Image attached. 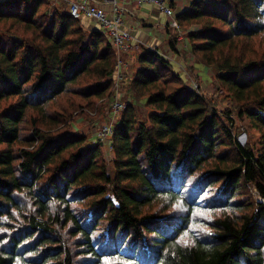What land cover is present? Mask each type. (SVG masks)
I'll use <instances>...</instances> for the list:
<instances>
[{"label":"trees","instance_id":"obj_1","mask_svg":"<svg viewBox=\"0 0 264 264\" xmlns=\"http://www.w3.org/2000/svg\"><path fill=\"white\" fill-rule=\"evenodd\" d=\"M189 5L176 23L258 154L142 48L126 91L150 113L127 105L106 162L70 130L113 99L116 50L67 6L0 2V264H264V0Z\"/></svg>","mask_w":264,"mask_h":264},{"label":"rangeland","instance_id":"obj_2","mask_svg":"<svg viewBox=\"0 0 264 264\" xmlns=\"http://www.w3.org/2000/svg\"><path fill=\"white\" fill-rule=\"evenodd\" d=\"M2 1L8 0H0V2ZM99 1L103 5H108L104 3L103 0ZM190 1L194 0H178L177 3L173 4V7L176 6L174 7V10L183 9ZM126 4L130 5L128 2L124 3L123 10ZM49 5V8L51 9L63 7L62 4L53 5L49 3ZM64 7L66 6L64 5ZM83 22L84 21H82V23ZM88 23L91 22L88 21ZM183 26L186 27L178 26V31L175 29H172L173 31L167 29L164 33H162V35L160 34V37L163 38L160 43L164 44V47H159V49L157 50H153L150 49V47L146 48L145 46L139 45L137 46L136 50H133L132 48L131 50H128L126 52L116 53L118 61H120L121 63H128V68H124V70L128 69V74L123 73L122 71V74L119 76V78L116 79L114 83L113 99L110 102H105V104L100 106L97 115L96 111H86L85 114L88 115L85 116L86 120H84V117L82 116L77 117L75 119V122L71 123L72 126L70 131L78 134L84 133L86 142L91 144L92 146H95L97 141L95 140L94 133L96 131H99L100 128L104 125H114V123L118 121L120 115L125 111L127 105H129L130 103L134 105V110L136 111V115L139 120H146L148 114L150 113V109L148 107H145V101H132L133 99L129 98V95L126 91L132 74L135 71V59L140 53L141 49L144 48L157 52L161 57L166 60L169 59L167 61L171 63L173 67V72L180 76L181 82L178 84L181 86L188 87L191 91H194L196 93H205L207 95L206 98L208 101L211 102V105L216 110L225 114L223 120L225 119L226 126L228 130L231 131V134L233 135L236 142H238L242 146L248 147L249 149L253 150L256 154H258L260 149V134L254 131L253 129L249 128L247 120L245 118H239V110L237 108V105L232 101V98L218 86V83L215 78V72L212 71V69L205 70L203 65L198 64L197 56L191 53L188 41L186 39V35L189 31L194 30L196 26L190 23H185ZM88 29H92V27L89 25ZM173 42L174 46L172 48L170 43ZM193 65L197 66L198 69H196ZM117 104L125 106L124 110L116 112L114 110V106ZM228 116H230V119H232L231 121H233V123L226 120ZM104 144L105 145L103 146L101 151L104 155L105 161L108 162L112 158V154L107 147V143ZM197 217L201 219L211 218V213L206 211L200 212ZM200 228H203V225H193L191 231L195 233Z\"/></svg>","mask_w":264,"mask_h":264},{"label":"built area","instance_id":"obj_3","mask_svg":"<svg viewBox=\"0 0 264 264\" xmlns=\"http://www.w3.org/2000/svg\"><path fill=\"white\" fill-rule=\"evenodd\" d=\"M47 2L56 5L62 4L67 6L69 15L74 20H88L95 23L99 30L108 38L110 44L116 50V53L126 52L130 49L132 37L129 31V26L124 21L123 4L128 2L133 8L138 9L142 6H152L165 18L169 20L167 27L169 29L179 30L176 23V14L186 11L189 8V2L183 8L175 12L172 4L178 0H103L108 4L110 9L105 10L90 4L89 0H46ZM177 30V31H178ZM166 60V59H165ZM169 60V59H167ZM122 74L121 62L118 61L115 73V81ZM125 106L117 104L114 106L116 112L123 111ZM113 126L104 125L99 131L94 133L95 140L99 143H107L110 150L109 138L112 135Z\"/></svg>","mask_w":264,"mask_h":264},{"label":"crops","instance_id":"obj_4","mask_svg":"<svg viewBox=\"0 0 264 264\" xmlns=\"http://www.w3.org/2000/svg\"><path fill=\"white\" fill-rule=\"evenodd\" d=\"M89 3L96 5L99 8L109 10V6L101 4L99 0H89ZM175 12L177 13L179 11L175 10ZM83 21L85 27L90 25L92 29H99L95 23H88V21L84 19ZM124 21L125 24L129 26L128 28L132 37L129 50L132 48L133 50H136L139 45L145 46L146 48L150 47V49L153 50H157L159 47H164V44L160 43V41L163 40V38L160 37V34L162 35L167 29L172 30L167 27L169 20L165 19L156 8L147 5L135 9L131 5L126 4L124 6ZM127 64L128 63H121V71L126 74H128V69L124 70V68H128ZM198 64L200 65L199 62ZM194 67L198 69L197 66ZM205 70H210V68Z\"/></svg>","mask_w":264,"mask_h":264}]
</instances>
